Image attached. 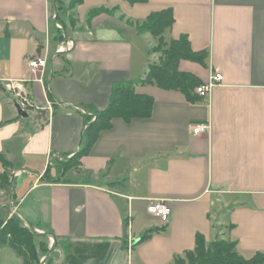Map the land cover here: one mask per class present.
<instances>
[{
  "label": "crops",
  "instance_id": "1",
  "mask_svg": "<svg viewBox=\"0 0 264 264\" xmlns=\"http://www.w3.org/2000/svg\"><path fill=\"white\" fill-rule=\"evenodd\" d=\"M53 4L0 0V219L18 217L48 249L61 238L124 240L103 264H171L197 234L234 242L244 258L264 254V0H83L63 23L51 22ZM96 7L107 11L89 17ZM165 8L174 21L164 39L186 35L193 51L206 52L204 64L182 59L178 69L201 83L223 75L208 99L141 84L158 54L136 23ZM35 56L47 59L41 81L27 65ZM128 80L153 98L151 115L113 118L78 167L47 180L48 168L54 176L56 162L81 149L85 115ZM16 93L31 102L26 116ZM202 122L209 130L192 134ZM159 198L170 203L166 224L147 212ZM52 250L39 264H55ZM0 264L22 258L2 245Z\"/></svg>",
  "mask_w": 264,
  "mask_h": 264
},
{
  "label": "trees",
  "instance_id": "2",
  "mask_svg": "<svg viewBox=\"0 0 264 264\" xmlns=\"http://www.w3.org/2000/svg\"><path fill=\"white\" fill-rule=\"evenodd\" d=\"M125 1L135 3L144 0ZM82 2L83 0H70L69 5L64 7L59 0H54L53 20L63 23L62 17L65 11L73 10ZM103 11L107 10L104 7H96L88 14L92 17ZM71 19V23H74L72 16H70ZM173 21L172 10L165 8L150 13L145 20L136 23V29L140 33L149 32L158 37L159 43L163 44V32L172 25ZM59 38L63 40V32L60 33ZM205 58V51H193L188 37L180 35L177 39L169 41L161 60L149 66L141 84L155 83L163 89L180 90L188 101L202 99L195 92L196 87L201 84L200 79L191 72L179 70L178 62L186 59L204 64ZM135 83L137 82L134 80H128L113 85L106 107L94 111L89 116L85 115L81 149L70 158L65 156L63 161H57L54 176L51 175V168H48L49 170L44 175L47 180L59 182L61 174L63 176L66 171L78 167L80 158L88 153L98 134L111 127L113 118L119 117L127 122L132 118H147L151 115L154 100L150 95L136 92ZM0 159L6 164L1 157ZM150 231L152 230L145 231L136 243L144 240ZM43 236L31 227L22 224L16 216L6 221L0 220V246H10L22 258V264H39L40 254L50 251ZM56 244L63 250L64 264H103L109 259L112 251L111 243L106 240L72 241L69 238H61L56 239L54 245ZM171 264H264V254L256 253L251 258H244L236 251L234 242L222 239L207 242L202 235L197 234L194 248L185 251L182 256H176Z\"/></svg>",
  "mask_w": 264,
  "mask_h": 264
},
{
  "label": "built area",
  "instance_id": "3",
  "mask_svg": "<svg viewBox=\"0 0 264 264\" xmlns=\"http://www.w3.org/2000/svg\"><path fill=\"white\" fill-rule=\"evenodd\" d=\"M72 44V42H70ZM47 63L46 56H35L28 60V68L29 71L34 74V78L41 81L40 72L43 71ZM39 73V76L37 74ZM223 75L221 73H212L209 76V79L201 83L199 86L196 87L195 92L201 96L202 98H209L210 91L212 87L222 82ZM7 88L9 90L14 91V85L7 84ZM16 98L18 104L22 107V109H26L28 106H31V102L26 98L23 97L20 93H16ZM209 130V124L206 122L202 123H193L190 125V131L194 135H200ZM147 212L157 218L162 224H166L170 219L171 209L170 203L167 199L159 198L155 199L151 202V204L147 207ZM43 264V263H42Z\"/></svg>",
  "mask_w": 264,
  "mask_h": 264
},
{
  "label": "rangeland",
  "instance_id": "4",
  "mask_svg": "<svg viewBox=\"0 0 264 264\" xmlns=\"http://www.w3.org/2000/svg\"><path fill=\"white\" fill-rule=\"evenodd\" d=\"M54 20L53 19H51V22H53ZM152 35V34H151ZM152 39H153V44H152V47H151V50L153 51V52H155V53H157L158 54V59H157V62L156 63H158L160 60H161V58L164 56V49L165 48H167V45H168V43H169V41H167L166 39H164V37H163V44H160L159 43V38L158 37H155L154 35H152ZM161 45H162V47H161ZM150 62H152V61H150ZM64 159H60L59 160V162L60 161H63ZM114 184H116V183H114ZM1 220V219H0ZM4 221V220H3ZM136 226V224H134V227ZM35 231V230H34ZM36 233H38L37 231H35ZM124 243H125V241L124 240H122V242L121 241H115V242H112L111 243V249H112V251H111V255H112V253H116V252H118L119 250H121L122 248H123V246L122 245H124ZM47 244H50V242H48ZM51 249H53L52 251H53V257L54 258H52V261H54V263L55 264H63V261H64V254L62 253V251H58V250H56V249H54V242H53V244H52V246L50 245V250ZM51 251V252H52ZM110 255V256H111ZM51 256H52V254H51ZM123 258H124V256H123ZM46 261H47V258H46ZM124 261L126 262V258H124ZM117 262H118V264H120V261L119 260H117ZM86 264H91V263H86ZM110 264V263H109Z\"/></svg>",
  "mask_w": 264,
  "mask_h": 264
},
{
  "label": "water",
  "instance_id": "5",
  "mask_svg": "<svg viewBox=\"0 0 264 264\" xmlns=\"http://www.w3.org/2000/svg\"><path fill=\"white\" fill-rule=\"evenodd\" d=\"M15 107L17 109V112L19 115H22V116H26L27 113L24 109H22V107L18 104V103H15ZM138 239L136 240H133V243L132 244H135L137 242Z\"/></svg>",
  "mask_w": 264,
  "mask_h": 264
},
{
  "label": "bare ground",
  "instance_id": "6",
  "mask_svg": "<svg viewBox=\"0 0 264 264\" xmlns=\"http://www.w3.org/2000/svg\"><path fill=\"white\" fill-rule=\"evenodd\" d=\"M71 22H72V19H71ZM72 24H74V23H72Z\"/></svg>",
  "mask_w": 264,
  "mask_h": 264
}]
</instances>
